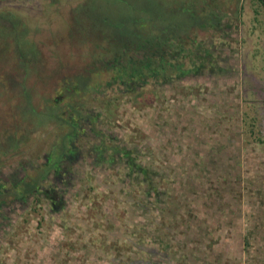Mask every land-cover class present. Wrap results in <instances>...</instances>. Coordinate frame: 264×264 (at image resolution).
<instances>
[{
	"label": "rangeland",
	"instance_id": "1",
	"mask_svg": "<svg viewBox=\"0 0 264 264\" xmlns=\"http://www.w3.org/2000/svg\"><path fill=\"white\" fill-rule=\"evenodd\" d=\"M13 4L3 175L67 155L47 202L0 210L2 264H264V4L29 0L15 23Z\"/></svg>",
	"mask_w": 264,
	"mask_h": 264
},
{
	"label": "flooded vegetation",
	"instance_id": "2",
	"mask_svg": "<svg viewBox=\"0 0 264 264\" xmlns=\"http://www.w3.org/2000/svg\"><path fill=\"white\" fill-rule=\"evenodd\" d=\"M0 1L2 2L4 0H0ZM6 1L7 2H12L13 1V3H14L13 5H9L8 7H6V9L8 10L7 11V13H8L7 19L11 20L13 23H15L16 19L19 17V14H18L17 11L26 10V9H28L29 11L31 10L30 7L27 6V4H26V2L29 1V0H26V1H24V0H6ZM50 1H52V0H50ZM23 2H25V4ZM31 8L33 9V7H31ZM3 9H5V8L3 7ZM40 9H43V8H40ZM52 12L55 15L60 14V11H58L57 9L52 11ZM52 12L50 13V15L52 14ZM33 13L40 14V13H44V11L38 9V11L33 12ZM49 19H52V17L49 16ZM15 29H16V25L14 26V30ZM159 57H160V54H158L156 62H158ZM132 59L133 58H130L129 62ZM136 62H138V59L136 60ZM154 62L155 61L153 60V64H154ZM146 65L148 66V59L146 61ZM134 72L138 73V70L134 71ZM178 74L179 75H176V76H178V77L182 76L181 73H178ZM115 78H116V80H120V81L124 82V80L120 79L121 78L120 74H118L117 77L115 75ZM130 81H132V79ZM134 82H136V80H134ZM82 114H84V115H81V118H82L81 120L82 121L88 122L89 124L94 123L96 121L95 118L88 117V116H91L90 114H88V112H83L82 111ZM71 121H73V120H71ZM256 121L258 123L259 118L258 119L255 118L254 119V123L255 124H257ZM73 122H75V121H73ZM248 124L249 123L247 121L246 125H248ZM73 125H74V123L72 124V126ZM242 131L244 132V129H242ZM81 132H84V127L81 128ZM78 135H79L78 132L77 133L74 132L72 134H67L66 137H68V140H70L74 136H78ZM71 150H72V148H71ZM0 152H4V151L0 150ZM119 152H120L121 155L123 154V156H125V157L129 156V152L128 151L124 152L123 150H121ZM65 155H67V152H63L62 156L59 159L58 150H56L55 152L53 151L51 153L50 157L43 164H40V165H37V166L33 165L30 170L27 169L26 172L23 175H21V176L19 175V177L17 176V172H13L10 175V178H8V176L6 178L3 175V173H4L3 172V168H4L3 161L2 162L0 161V210L3 208L4 204L8 201V198L11 201H13V202H24V201H26L28 199V197H31L33 205H41L42 206V204H43L42 202H45V201H43L45 199L41 195L44 193L45 197H46V202H47L48 199L51 198V195H50L49 191H51L53 188H52V186H50L51 183H49L48 179L45 178V177H46V175L48 173H50V171L52 172L53 169H54L53 171L58 170L57 160L59 159L60 161H62L63 160V156H65ZM0 158H3V156L0 155ZM33 171H35V174L40 173V171L41 172H45L42 175V178H41L42 181L40 183L33 181V179H32V175L34 174ZM142 172H143V169H142ZM44 175H45V177H44ZM29 182H32V184H30ZM89 182H90V180H89ZM41 185H43L44 187H41ZM26 187L28 188V191H26ZM51 201H53V199H51ZM53 206H54V204H53ZM25 211H27V209H25ZM44 212H45V209H44ZM46 217H47V215L45 214V218ZM40 219H42V218H40ZM2 227H3V225L0 224V231H2V229H1ZM16 229H18V226H16V224H15L13 232H16ZM2 250H3V247H2V245H0V253H2ZM2 263H3V258H2V256H0V264H2Z\"/></svg>",
	"mask_w": 264,
	"mask_h": 264
},
{
	"label": "trees",
	"instance_id": "3",
	"mask_svg": "<svg viewBox=\"0 0 264 264\" xmlns=\"http://www.w3.org/2000/svg\"><path fill=\"white\" fill-rule=\"evenodd\" d=\"M262 1V3L264 4V0H261ZM161 51V50H160ZM159 51V52H160ZM173 60V59H172ZM159 63L157 64V66L158 65H160V64H162V63H166V61H165V59L164 58H161V57H159ZM151 63L153 64V60H151ZM140 67V70H138V73L137 74H139V72H141L142 74H143V68H144V70L145 69H148L149 70V73H150V75H152L151 73H153L154 72V69L152 68V70L150 69V64H149V60H148V66L146 65V62H143V59H141V60H138V62H137V64H136V67Z\"/></svg>",
	"mask_w": 264,
	"mask_h": 264
}]
</instances>
